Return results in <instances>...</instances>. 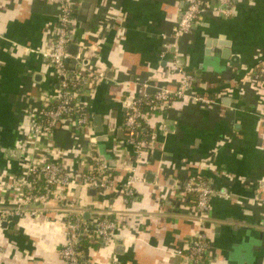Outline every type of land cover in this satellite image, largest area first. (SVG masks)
Segmentation results:
<instances>
[{
    "label": "crops",
    "instance_id": "0c3cea01",
    "mask_svg": "<svg viewBox=\"0 0 264 264\" xmlns=\"http://www.w3.org/2000/svg\"><path fill=\"white\" fill-rule=\"evenodd\" d=\"M203 2L206 11L178 36L173 33L184 0H97L87 30L75 12L74 42L84 45L86 66L103 68L105 78L83 96L91 121L95 115L102 119L100 132L91 128L92 141L70 127L52 135L69 172L79 171L82 153L93 146L112 167L119 188L127 176L124 166L133 163L122 128L123 100L172 86L178 78L169 71L174 63L198 73L203 89L212 84L216 93L207 104L175 98L150 116L154 142L137 168L131 202L113 191L74 188L82 210L106 211L123 223L106 243L89 242L82 231L76 246L93 263L186 264L176 251L198 226L189 214L191 202L175 194L187 177L201 175L213 189V264H264V204L252 202L264 198V94L239 82L264 59V0H232L229 15L217 12L221 0ZM57 13L55 0H0L2 207L17 204L2 185L23 176L18 153L10 150L33 143L26 138L30 116L57 90L55 70L42 55L52 42ZM58 205L53 200L47 212L34 216H0V264H66L58 253L66 238Z\"/></svg>",
    "mask_w": 264,
    "mask_h": 264
},
{
    "label": "built area",
    "instance_id": "2783aa9c",
    "mask_svg": "<svg viewBox=\"0 0 264 264\" xmlns=\"http://www.w3.org/2000/svg\"><path fill=\"white\" fill-rule=\"evenodd\" d=\"M55 1L58 13L52 42L42 51V55L50 61L59 79L57 90L53 96L46 97L41 107L30 116L31 124L26 138L33 143H21L18 152L23 176L2 185L14 193L17 204L14 207L0 206V216L38 215L47 212L49 203L56 200L59 203L57 210L66 218V238L58 252L60 257L66 264H96L83 257L76 248L83 210L72 194L74 188L113 191L123 196L125 202H131L136 197L134 185L139 180L137 168L154 142L153 136L146 138V133L142 130L143 122H147L155 114L154 111L166 110L175 98L187 97L202 104L213 100L195 91L196 88H204L198 73L184 70L174 63L169 71L177 74L178 78L172 86L155 87L150 94L136 93L123 100L125 116L122 128L125 141L132 149L133 163L124 166L127 176L119 188L116 187L112 167L93 146L87 147L82 153L83 161L79 171L69 172L52 147V135L59 127H70L78 133L86 134L92 141L91 118L83 96L90 93L94 84L105 78V72L101 67L96 69L86 66L88 59L81 51L84 45L78 46L76 54L69 53L68 45L74 42L72 26L77 2ZM231 2L232 0H221L223 7L219 6L217 12L229 15L232 12ZM184 3L174 36L190 31L195 20L207 8L203 0H184ZM239 82L264 94V59L255 62ZM212 194L211 181L201 175L187 177L175 194L179 201L188 200L193 195L189 214L198 226L186 244L176 251L186 264H213L209 236ZM255 201L264 204V198L254 197L252 202ZM118 218L117 215L110 217V213L106 211H91L89 220L82 224L83 233L89 242L106 243L123 227Z\"/></svg>",
    "mask_w": 264,
    "mask_h": 264
},
{
    "label": "water",
    "instance_id": "95a60500",
    "mask_svg": "<svg viewBox=\"0 0 264 264\" xmlns=\"http://www.w3.org/2000/svg\"><path fill=\"white\" fill-rule=\"evenodd\" d=\"M77 2H78V4H77V8H76V13H77V15H79V16H77V19L79 21L83 22L82 27H83L84 30H87L88 29L89 22H90V19H91L92 14H93V12L95 10L97 0H79V1L77 0ZM78 48H79L78 47V44L75 43V42H71L68 45V51L72 55H74V54H76L78 52ZM101 122H102L101 116L95 115L93 117V119L91 121V126L93 127L94 131L100 132L102 130ZM96 139H104V136H97ZM10 153L11 154L12 153L17 154L18 151L16 149H11L10 150ZM88 190L89 191L91 190V192L92 191H95V189H93V188H89ZM86 210H87V207H83L82 223H81V226H80V229H79V235H78V238L77 239H80V237L82 235V231H83L82 230V224H83V222L85 220L89 219V216H90L89 215L90 213L87 212Z\"/></svg>",
    "mask_w": 264,
    "mask_h": 264
},
{
    "label": "trees",
    "instance_id": "16d2710c",
    "mask_svg": "<svg viewBox=\"0 0 264 264\" xmlns=\"http://www.w3.org/2000/svg\"><path fill=\"white\" fill-rule=\"evenodd\" d=\"M214 88H215L214 85L208 84V86L205 89H203V88H201V89L200 88H196L195 91L198 92V93H201L204 96H206L207 98L213 100L216 97V93H215V91H213ZM142 106H144V105H142ZM156 112H158V111H154V113H156ZM142 130L146 133V138L149 139V138L152 137V133H150V127H149V125H148L147 122H143V129ZM192 198H193V195H190L187 201L192 200ZM77 251L80 252V254H82L81 248L78 249V247H77Z\"/></svg>",
    "mask_w": 264,
    "mask_h": 264
}]
</instances>
